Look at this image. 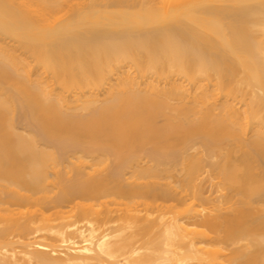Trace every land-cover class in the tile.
<instances>
[{"label":"bare ground","instance_id":"bare-ground-1","mask_svg":"<svg viewBox=\"0 0 264 264\" xmlns=\"http://www.w3.org/2000/svg\"><path fill=\"white\" fill-rule=\"evenodd\" d=\"M0 264H264V0H0Z\"/></svg>","mask_w":264,"mask_h":264}]
</instances>
